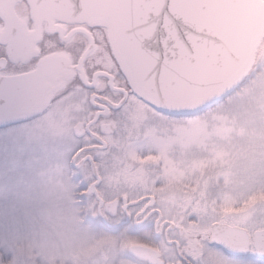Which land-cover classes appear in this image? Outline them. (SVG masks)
I'll list each match as a JSON object with an SVG mask.
<instances>
[{
	"label": "snow or ice",
	"instance_id": "1",
	"mask_svg": "<svg viewBox=\"0 0 264 264\" xmlns=\"http://www.w3.org/2000/svg\"><path fill=\"white\" fill-rule=\"evenodd\" d=\"M255 6L252 0H0V231L10 237L0 244V264H20L13 233L21 206L37 196L29 176L53 151L68 163L79 206L95 201V211L102 206L96 192L88 193L93 184L103 189L108 175L104 169L97 175L93 164L112 165L114 178L131 181L140 167L133 156L179 150L187 125L171 122L195 120L222 98L198 107L170 106L167 98L192 88L204 56L223 46V18ZM200 209H189L186 233L168 244L167 264H264V188L239 199L201 200ZM107 214L121 222L94 223L114 233L151 230L160 216L148 192L120 197L116 214Z\"/></svg>",
	"mask_w": 264,
	"mask_h": 264
},
{
	"label": "rangeland",
	"instance_id": "2",
	"mask_svg": "<svg viewBox=\"0 0 264 264\" xmlns=\"http://www.w3.org/2000/svg\"><path fill=\"white\" fill-rule=\"evenodd\" d=\"M251 48L255 49L254 65L231 94L195 120L171 122L173 126L187 125L178 151L172 156L132 158L153 163L164 159L161 180L169 183L166 189L176 194L171 197L177 198V203L186 198L187 215L190 208L193 212L203 210L201 200L239 199L264 188V36L253 41ZM53 141L59 143L50 138V143ZM153 165L154 173L158 168L157 163ZM29 182L35 185L37 196L20 208L13 233L17 258L20 264H57L58 249L65 235H70L69 224L75 234L83 233L76 217L73 221L68 217L69 210L79 206L65 204L71 202L77 185L70 181L67 161L54 151L35 166ZM8 238L0 231V244Z\"/></svg>",
	"mask_w": 264,
	"mask_h": 264
},
{
	"label": "flooded vegetation",
	"instance_id": "3",
	"mask_svg": "<svg viewBox=\"0 0 264 264\" xmlns=\"http://www.w3.org/2000/svg\"><path fill=\"white\" fill-rule=\"evenodd\" d=\"M24 6L21 5L19 11L23 12ZM139 164L137 169L138 175L129 181L126 177L124 182L118 178H114L111 173L113 166L102 164H93L92 171L100 175V170L104 169L108 175V180L103 189L97 191L95 184L92 185L88 195L96 192V196L102 207L93 211L96 202L89 204L87 209L81 208L78 199V192L74 193L71 202L65 204L78 205L79 209H70L68 212L69 220H76L79 222L78 226L83 230L81 234H75V229L72 224H69V233L65 235L61 246L58 249L59 257L57 264H167L165 257L172 250L168 244L173 241V238L180 234H185L186 229L183 227L187 220V203L186 198L183 202L177 203L175 197H171L175 193L167 191L169 183H163L161 178L163 166L161 161H135ZM157 163V170L154 173L151 168L153 164ZM131 167V165H129ZM155 167V166H154ZM70 172V169H69ZM153 173V175H152ZM92 172H89L86 178L90 179ZM102 179L104 177H101ZM70 181L72 184V175L70 174ZM157 182L160 186L157 187ZM78 188V186H77ZM139 192L151 193L152 202L158 206L160 216L155 221L156 227L139 233H133L126 229L121 233H114L97 226L94 220L98 217H103L104 221L108 223L118 224L120 219L113 220L107 213L116 214V207L120 197L127 199L129 196L135 195ZM176 195V194H175ZM150 217H145L149 220ZM135 224H142L144 220H135ZM170 224L171 227L164 229L163 224ZM176 230H179L177 232ZM72 233V234H71ZM89 244H94L88 247ZM132 247H143L151 250L152 263L150 260H144L133 256L130 253Z\"/></svg>",
	"mask_w": 264,
	"mask_h": 264
},
{
	"label": "water",
	"instance_id": "4",
	"mask_svg": "<svg viewBox=\"0 0 264 264\" xmlns=\"http://www.w3.org/2000/svg\"><path fill=\"white\" fill-rule=\"evenodd\" d=\"M255 7L228 15L222 20L223 46L208 52L193 73L194 86L176 96L168 97L170 106L198 107L206 101H223L245 79L254 65L253 41L264 36V2L252 0ZM263 34H259L261 32ZM260 35V36H259ZM261 37V38H260ZM130 253L152 261L151 250L132 247Z\"/></svg>",
	"mask_w": 264,
	"mask_h": 264
}]
</instances>
